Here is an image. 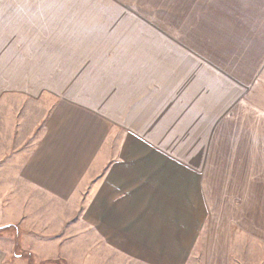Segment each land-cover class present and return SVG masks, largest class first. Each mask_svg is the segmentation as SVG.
<instances>
[{
	"label": "crops",
	"instance_id": "crops-1",
	"mask_svg": "<svg viewBox=\"0 0 264 264\" xmlns=\"http://www.w3.org/2000/svg\"><path fill=\"white\" fill-rule=\"evenodd\" d=\"M80 1L0 0L42 41L24 71L21 43H0V208L21 187L46 198L25 248L41 264H264V0L203 1L234 26L219 71L194 43H99L98 3L84 19ZM35 102L34 123L19 107Z\"/></svg>",
	"mask_w": 264,
	"mask_h": 264
},
{
	"label": "rangeland",
	"instance_id": "rangeland-1",
	"mask_svg": "<svg viewBox=\"0 0 264 264\" xmlns=\"http://www.w3.org/2000/svg\"><path fill=\"white\" fill-rule=\"evenodd\" d=\"M203 1L193 0L194 10L189 9V14L183 13L184 11L180 10V13L176 15L171 14L170 8L163 10L162 13L158 9H155L159 2L160 5L162 3L170 5L171 0H83L80 2L84 4V9L82 10L84 19L85 17L90 18V3H98V9L96 11L94 10V12H98L100 22V30L98 32L99 43H125L128 39L133 40V43H144L149 40H157L161 43H189V47L190 43H194L195 56L206 60V64L215 67L219 71V68H226V66L231 65L227 61L225 54L227 51L226 47L229 43H232L234 46L237 45L233 41L235 39L234 26L233 24L231 26L219 25L220 17L217 16L219 14L217 7L208 10L203 5ZM173 2L183 5L187 2L190 3L191 0H173ZM108 17L111 19V23L109 26H106L105 22ZM18 18L15 13L12 15H0V43H21L18 47L20 53L18 61H20V66L23 65L22 70L24 71V69L27 70L30 68L27 64L29 59L25 56V53L29 50L31 52L39 51V54H41L42 47L39 43L42 41L41 38L27 37V33H32L35 27L29 30L25 29V25H22L18 21ZM20 18L22 19L24 17L20 16ZM86 26L82 25V28L85 29L88 27ZM101 26L104 28L101 29ZM84 29L82 30L84 33L83 43H90V31ZM36 30L38 32V29ZM39 30L41 29L39 28ZM86 35H88L87 39ZM37 57H34L32 62H34L36 68L41 70L42 61ZM209 61L215 63L211 65ZM33 105L31 106L30 104L28 110L27 107L20 106L19 114L26 120V116L29 113V117L31 115L34 116L33 120L35 123V118L41 114V109L37 106L38 104L36 102ZM29 123L30 125L32 124L31 121ZM23 132H27V128H24ZM19 148L22 151L23 145L20 144ZM21 188L14 193H3L2 204L7 198L8 202L5 204L9 203L14 207L0 208V217L9 216L12 214V211L15 214L18 210L19 212L27 214L26 216L28 217L25 218L26 222L24 224L21 222L5 230H0V246L10 250L6 261L7 264H41L42 262L35 259L29 252V249L25 248L24 238L28 237L32 228L36 229L38 225L31 224V220H28L29 218L46 217V198ZM88 196L89 190L84 192L83 199H78L79 201L66 208L67 214L81 216L84 202ZM2 210L4 211L3 214ZM51 212L52 214H62L63 210L62 208H57L52 209ZM40 227L43 226L40 224ZM27 234L29 235L27 236ZM23 236L25 237L23 238ZM86 258L89 260V257ZM85 263L87 261H84ZM121 263L119 259H115L113 262H108L106 257L99 259V264Z\"/></svg>",
	"mask_w": 264,
	"mask_h": 264
},
{
	"label": "trees",
	"instance_id": "trees-1",
	"mask_svg": "<svg viewBox=\"0 0 264 264\" xmlns=\"http://www.w3.org/2000/svg\"><path fill=\"white\" fill-rule=\"evenodd\" d=\"M12 225L1 227L0 230H5L7 228H10Z\"/></svg>",
	"mask_w": 264,
	"mask_h": 264
},
{
	"label": "water",
	"instance_id": "water-1",
	"mask_svg": "<svg viewBox=\"0 0 264 264\" xmlns=\"http://www.w3.org/2000/svg\"><path fill=\"white\" fill-rule=\"evenodd\" d=\"M1 228V227H0Z\"/></svg>",
	"mask_w": 264,
	"mask_h": 264
}]
</instances>
